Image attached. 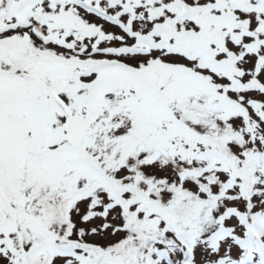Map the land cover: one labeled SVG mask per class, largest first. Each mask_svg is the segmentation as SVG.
Here are the masks:
<instances>
[{"label": "snow or ice", "instance_id": "snow-or-ice-1", "mask_svg": "<svg viewBox=\"0 0 264 264\" xmlns=\"http://www.w3.org/2000/svg\"><path fill=\"white\" fill-rule=\"evenodd\" d=\"M0 264H264V0H0Z\"/></svg>", "mask_w": 264, "mask_h": 264}]
</instances>
